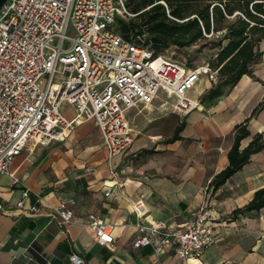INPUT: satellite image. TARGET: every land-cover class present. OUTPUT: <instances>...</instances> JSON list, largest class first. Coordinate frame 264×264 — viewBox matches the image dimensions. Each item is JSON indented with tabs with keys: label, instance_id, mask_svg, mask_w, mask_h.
Here are the masks:
<instances>
[{
	"label": "crops",
	"instance_id": "crops-1",
	"mask_svg": "<svg viewBox=\"0 0 264 264\" xmlns=\"http://www.w3.org/2000/svg\"><path fill=\"white\" fill-rule=\"evenodd\" d=\"M258 49L262 56L252 77L244 75L221 91H211L215 84L205 81L198 90L199 107L187 116L173 112L165 100L153 106L159 95L149 106L129 110L134 141L110 161L92 120L75 125L62 141L25 147L10 165L18 182L0 174L5 209L0 211V264H69L70 254L85 264H181L169 252L133 246L139 234L131 204L139 195L147 210L144 224L164 221L183 229L202 206L211 210L214 242L186 264H264V209L232 217L264 188V150L217 190L211 186L228 166L234 127L264 102V39ZM73 117L74 111L66 118ZM178 127V138L171 140ZM247 131L240 149L264 132V106ZM24 189L30 194L23 209H16ZM60 200L74 212L69 224L51 217L50 207ZM34 206L38 211L30 214ZM89 214L114 225L112 245L96 243L86 225Z\"/></svg>",
	"mask_w": 264,
	"mask_h": 264
},
{
	"label": "built area",
	"instance_id": "built-area-1",
	"mask_svg": "<svg viewBox=\"0 0 264 264\" xmlns=\"http://www.w3.org/2000/svg\"><path fill=\"white\" fill-rule=\"evenodd\" d=\"M157 3L172 19L165 3ZM125 16L129 13L123 0H6L0 9V174L17 183L10 165L25 147L62 141L75 125L89 120L112 160L134 141L127 112L149 106L160 92L175 99L170 107L180 116L199 107V100L188 93L203 78L216 84V70L209 64L192 68L156 53L145 43L146 33L124 38L117 20ZM62 104L72 107V119L61 112ZM29 194L28 189L22 191L16 209H23ZM131 208L138 219L134 247L166 251L186 264L214 242L213 216L206 206L183 229L164 221L142 223L147 213L143 195ZM50 210L59 225L74 219L63 200ZM0 211L5 212L1 204ZM37 211L29 208L30 214ZM86 225L97 244H113L114 225L93 214ZM68 262L85 264L76 254H70Z\"/></svg>",
	"mask_w": 264,
	"mask_h": 264
},
{
	"label": "trees",
	"instance_id": "trees-1",
	"mask_svg": "<svg viewBox=\"0 0 264 264\" xmlns=\"http://www.w3.org/2000/svg\"><path fill=\"white\" fill-rule=\"evenodd\" d=\"M159 1L165 3L172 19ZM140 7L148 9L138 14ZM131 10L139 16L141 26L117 20V30L126 39L146 33L145 43L156 53H162L169 45L188 47L203 40L210 31L222 32L215 59L209 64L217 72V82L211 91L230 88L244 75L252 77V66L262 56L258 44L264 39V0H140ZM263 106L264 102L234 127L228 166L212 179L213 190L239 171L253 154L264 150V132L253 135L248 145L240 149V142L249 136V120ZM180 130L181 127L176 129L171 140L178 138ZM261 209H264V188L257 190L246 206L233 211L232 217Z\"/></svg>",
	"mask_w": 264,
	"mask_h": 264
},
{
	"label": "rangeland",
	"instance_id": "rangeland-1",
	"mask_svg": "<svg viewBox=\"0 0 264 264\" xmlns=\"http://www.w3.org/2000/svg\"><path fill=\"white\" fill-rule=\"evenodd\" d=\"M139 1L140 0H134V2H130L129 0H123L124 6L126 8V11L129 13V16H125L124 18L119 17L118 21H121L126 24L131 23L137 26H141L139 16H137V13H134V11L131 10L134 4L139 3ZM146 9H148V7H140L138 9V13ZM221 33L222 32L210 31V33L207 34V37H205L203 40H200L188 47L179 48L174 45H169L163 52L171 56L173 60L180 63H185L186 65L192 68L200 67L204 64H210L215 59L217 53V41L220 37L223 36V34ZM205 81L206 80L203 78L202 81L192 91L188 93V97L198 98V90L203 86L202 84L205 83ZM161 100L167 101L166 106H170L175 102L174 98L166 99L165 95L160 92L159 97L154 101L153 106H158ZM60 110L66 117H70L73 115L72 109L67 104H62ZM131 112L132 111L127 112L129 121Z\"/></svg>",
	"mask_w": 264,
	"mask_h": 264
},
{
	"label": "water",
	"instance_id": "water-1",
	"mask_svg": "<svg viewBox=\"0 0 264 264\" xmlns=\"http://www.w3.org/2000/svg\"><path fill=\"white\" fill-rule=\"evenodd\" d=\"M5 2H6V0H0V9L4 5Z\"/></svg>",
	"mask_w": 264,
	"mask_h": 264
}]
</instances>
